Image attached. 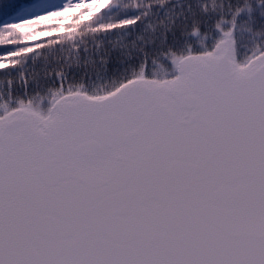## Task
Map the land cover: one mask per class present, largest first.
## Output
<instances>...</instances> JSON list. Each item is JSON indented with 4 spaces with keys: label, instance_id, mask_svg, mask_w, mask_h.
Returning a JSON list of instances; mask_svg holds the SVG:
<instances>
[{
    "label": "snow or ice",
    "instance_id": "obj_1",
    "mask_svg": "<svg viewBox=\"0 0 264 264\" xmlns=\"http://www.w3.org/2000/svg\"><path fill=\"white\" fill-rule=\"evenodd\" d=\"M0 14V264H264V0Z\"/></svg>",
    "mask_w": 264,
    "mask_h": 264
},
{
    "label": "trees",
    "instance_id": "obj_2",
    "mask_svg": "<svg viewBox=\"0 0 264 264\" xmlns=\"http://www.w3.org/2000/svg\"><path fill=\"white\" fill-rule=\"evenodd\" d=\"M74 16H76V15H74ZM3 19H7V17L4 16V15H2V14H0V20H3ZM68 23L70 24L71 21L68 22ZM56 35H57V34H54L53 37H42L40 41H36V42H33V43H42V42H45V41H47V40H49V39L55 38ZM58 35H64V34H63V33H60V34H58ZM3 47H5V46H0V50H2ZM7 47H15V46H11V45H10V46H7Z\"/></svg>",
    "mask_w": 264,
    "mask_h": 264
},
{
    "label": "rangeland",
    "instance_id": "obj_3",
    "mask_svg": "<svg viewBox=\"0 0 264 264\" xmlns=\"http://www.w3.org/2000/svg\"><path fill=\"white\" fill-rule=\"evenodd\" d=\"M35 2H41V0H35ZM47 2L58 4V5H63L64 3L67 2V0H47ZM72 15L74 16V15H79V14L78 13H73ZM68 22H70V21H68Z\"/></svg>",
    "mask_w": 264,
    "mask_h": 264
}]
</instances>
